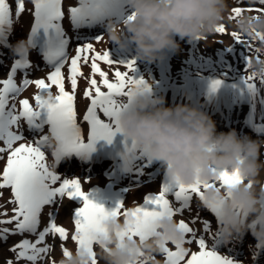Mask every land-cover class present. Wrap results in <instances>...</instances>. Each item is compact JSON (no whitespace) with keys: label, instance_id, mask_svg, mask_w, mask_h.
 <instances>
[{"label":"snow or ice","instance_id":"snow-or-ice-1","mask_svg":"<svg viewBox=\"0 0 264 264\" xmlns=\"http://www.w3.org/2000/svg\"><path fill=\"white\" fill-rule=\"evenodd\" d=\"M29 3L31 8L28 7ZM119 3L120 0H79L77 6L67 9L68 19L72 23L82 22L85 17L96 19L117 8ZM83 4H87V7H83ZM259 4L264 5V0H259ZM244 11L264 12V7L233 6L229 19ZM25 12L34 18L27 37L29 43L33 46L42 30L49 39L45 57L50 62L57 63L54 69L47 73L46 78L32 79L29 78L28 71L33 65L28 55L24 54L14 60L6 78H0V160H5L6 157L5 164L0 169V199L3 198V189H10L11 192L10 198L0 203V226L13 225L12 228L0 227V241H6L10 235L18 233L34 234L37 237L34 242L24 238L9 249L16 252L15 260L23 258L31 264L43 260V254H47L51 247L43 244L49 234L58 236L62 241L68 240L69 230L57 223L52 210L53 201L57 197H78L82 199L83 204L71 217L75 225L71 240L89 251L94 242V233L103 230L102 221L108 215L131 217L128 221V234L144 240L156 227V219L165 214H182L188 202L195 201L196 211L190 221L179 220V227L186 234L183 246L175 242L174 250L166 246L163 250L164 264H233L229 257L210 250L206 243L209 222L199 213L197 197L199 200L203 199L202 189L208 187L207 184L166 183L159 191L145 196L142 204L136 203L134 207H126L125 204L118 203L116 207L108 210L89 198L80 178H64L54 170L56 163L65 154L90 153L94 150L96 141L101 139L111 144L115 134L121 131L118 115L130 105L134 95L133 89L141 88L148 92L150 85L142 77H134L135 59L116 62L111 59L108 49L100 51L93 42L77 43L75 54L69 55L68 50L66 51L69 41L64 38L62 26V20L66 16L62 9V0H0V45L10 47L7 44L8 36ZM217 33H227L226 26H218ZM230 35L233 37V43L224 47L231 50L233 46H237L239 51L244 53L242 71H247L250 64V46L241 40L236 32H231ZM94 41L103 42V36H97ZM216 42L223 44L220 40ZM101 62L113 70L111 76L109 70L101 67ZM121 65L125 71L119 69L118 66ZM65 66L67 75L63 71ZM85 66L90 67L87 75L83 71ZM18 70H25L24 79L19 84L15 79ZM66 79L70 81V90H66ZM80 80L85 82L82 99L86 103L81 120L88 125L86 134H82L75 104ZM257 82L264 86V76L258 79L255 74L243 75L242 91L246 90L254 98H258L260 88ZM222 83L220 79H212L209 90L215 91ZM30 85L39 90L33 97L35 104L28 98L19 99L17 104V97ZM53 86L58 90L56 94L51 91ZM25 123L27 129L33 131H40L47 125L50 135L30 141L25 136ZM45 144L52 146V164L47 162L42 150L41 146ZM136 149L134 141L127 147L128 152H134ZM218 180L221 186H231L238 183L240 177L235 172L225 170L220 173ZM7 204L13 205L11 215ZM45 207L51 209L47 213L49 221L42 230H38ZM208 207L219 215L217 205L210 204ZM201 222L204 235L193 226ZM193 243L198 245L197 251H190L185 247L186 244ZM42 244L43 246H40ZM60 247L63 249V255L70 254L63 244ZM4 264H14V261L7 259ZM93 264H96L95 259ZM138 264H148V261L141 259Z\"/></svg>","mask_w":264,"mask_h":264},{"label":"clouds","instance_id":"clouds-1","mask_svg":"<svg viewBox=\"0 0 264 264\" xmlns=\"http://www.w3.org/2000/svg\"><path fill=\"white\" fill-rule=\"evenodd\" d=\"M126 5L130 11L122 21L107 20L105 39L121 46L130 41L139 59L155 62L165 49H179L177 37L189 42L206 39L227 24L250 46L247 75L264 76V12L244 11L229 19L233 0H126ZM248 7H255V0H249ZM31 50L28 38L10 49L16 57ZM133 93L130 105L118 115L124 137L145 150L149 160L161 162L171 182L208 185L202 189L201 203L218 206L224 238L250 232L264 245V160L260 158L264 139L241 136L234 128L217 131L215 120L194 105L166 106L163 96L141 88ZM225 170L237 173L239 182L221 186L218 178ZM130 219L108 215L103 230L94 233L91 251L78 246L62 255L58 264H93L94 259L96 264H138L141 259L161 264L156 255L163 254L166 246L173 242L183 246L186 234L176 216L156 219V227L144 240L128 234Z\"/></svg>","mask_w":264,"mask_h":264},{"label":"bare ground","instance_id":"bare-ground-1","mask_svg":"<svg viewBox=\"0 0 264 264\" xmlns=\"http://www.w3.org/2000/svg\"><path fill=\"white\" fill-rule=\"evenodd\" d=\"M78 3H79V0H64V7H65V11H66L65 18L68 17L67 9L71 6H77ZM119 6L122 9H124V15L121 16V18H120V21H122L125 18V16L127 15V13L130 11V9L127 10L126 0H120ZM28 7L29 8L32 7L31 3L28 4ZM112 16L113 15L111 14L110 16H108V18H111ZM107 20H109V19H106V20L102 19L100 23H102V21H103V23H105V22H107ZM120 21L118 20L117 23H119ZM69 28H70V32H71L72 36L74 37L72 44L67 49L69 52V55L75 54L74 48L77 45V43L83 44V43L93 42L94 46L100 51L108 49L111 59H113L116 62H120V61L127 62L130 59H135L136 70L133 73L135 78H140V77L147 78L148 76H151L150 72L152 70H150V65L148 64L150 62L146 61V60L139 59L136 56L135 46L130 41H125L124 46L118 45V44L111 42V41H107L105 39L106 28L104 31L99 33V35L103 36V42H95L94 41L95 38L99 35L92 37L87 41L86 37L81 35V33L78 34L79 30H76L71 26H69ZM29 34H30V28L28 31V21H26L25 15L23 14L20 21L14 25L12 33H10L8 36L7 44L10 45V47L0 45V78H6V75L10 71L11 65L14 63V60L19 58V57H16L12 54V52L10 51L11 47L18 40L26 39ZM78 37H81V40H78ZM179 39L180 38L177 37V40H179ZM203 41H204V39L194 40L195 43H200V42L207 43L208 42L207 40L204 42ZM209 42H210L209 43L210 47H213V43H216L215 41H211V40ZM37 44L38 43H37V39H36V43L32 46V50L30 51V53L28 55V59L31 61V63L33 65L31 70L28 71L29 78H32V79L46 78L47 73L49 71L53 70L52 68H49L48 63L45 60V57L42 56L39 53V51L36 49ZM218 44L224 45V42H223V44L222 43H218ZM218 44H217V46H218ZM167 59H168V61H167L166 65H167V67L170 68V60L172 62V59H171V56L169 53H168ZM158 62H159V60L155 61L154 63L156 64ZM6 65H9L8 69H3V66H6ZM101 67L105 70H109L110 76H111V73L113 70L110 68V66L105 65L103 62H101ZM118 67L121 71L126 70L124 68V66H122V65L118 66ZM63 71L67 75V66H65ZM83 71L85 72L86 75L89 74L90 67L85 66L83 68ZM24 72H25V70H18L17 75L15 77L18 84L24 79ZM165 72L166 73H160L159 74L160 77L164 78L163 79V84H164L163 92L167 93L168 90H170V92H168L167 94H161V95L158 94V95L164 97V102H165L166 106H174V105L178 104L179 102H181L183 104H190V105H194V103H195L196 107L207 112L216 122L217 121L222 122L225 119L226 123H228L231 120L230 115H228V116L227 115H214V116H212L211 115L212 113H210L206 109V107L200 103V99H203L204 94L209 95L211 97L210 100L206 101V103L209 105L213 104L212 99L215 96V91H211V92L207 93L206 89L203 90V87H205V80H203L202 78L199 79L200 80L199 84H201V88L198 86L197 87L194 86V84H190L192 87L183 86V85H180L179 82H176L177 85H176V87L173 88L171 86V83L169 82V79H170L169 75L174 76L172 66L170 68V72H168V70H166ZM212 75H210V76H212ZM239 76L242 77L243 75H240V73H234V75H229V76H227V78L231 79L230 81H232V79L238 78ZM144 80L149 85H154L157 82V78H155L154 76H151L150 80L149 79H144ZM193 81L195 82L194 79H193ZM257 84H258V87L260 88L258 98H254L246 90L242 91V89H239V92L243 95L244 99H247L250 103L249 105L252 106V112L251 113L252 114L254 113L253 118L257 117L258 111H261L262 113H264V102H262V101H264V86H260L258 82H257ZM65 87H66V90H70V81H68L67 79L65 81ZM84 88H85V82L83 80H80L78 82V89H77V93H76V99L78 100L77 104L79 107L78 111H79V115H80L78 122L81 123V128L84 131H86L88 129V126L86 124L82 123V120H81L82 115L85 111V103H86V101L84 99H82V93H83ZM156 88L160 89L159 86H157ZM197 88H200L201 92L197 91ZM38 91L39 90L36 89V87L34 85H30L22 93H20V95L17 97V101H16L17 104H18L19 99L28 98L30 100V102L33 103V105H34L35 101H34L33 97L35 96V94ZM51 91L53 92V94H56L58 90L55 88V86H53ZM178 92L182 93V97L180 99L171 100L172 97L177 95ZM260 116H262V115H260ZM234 121H235V118H233L232 122H234ZM239 123L241 124V127L238 130V132L239 131L241 132L239 135H241V136L247 135L251 138L258 137L259 139H264V130L262 132H260V135L252 134V132H253L252 130L246 131L245 127L243 126L241 121ZM229 129H231V128H229ZM43 135H48V132L46 131V129H45V132L44 131L28 130L26 123H25V136L27 137L28 140L34 141L35 139H39V137L43 136ZM41 147H42V150L45 152L47 162L49 164H52L54 158L52 156L51 144H45V145H42ZM260 158L262 160H264V148L261 149ZM5 161H6V157H5V160H0V169L3 168ZM122 164L123 163L121 162L118 166H111L110 171H108L107 166H104L102 169L96 168V167L82 168L79 166V164L74 165L71 163H67V166L64 167L62 170H59L56 168L54 170L64 178H80L82 181L83 189L85 191H87L88 193H90V191L94 185H100V184H105V183L109 184L110 183V180L108 179L110 172L116 173L115 178H117L119 176V182L120 181L121 182H127V179L130 178V172L134 171V168L137 166H135L134 164H131V163L130 164H123V165ZM136 165H141L140 161H138ZM161 169H162V166L160 167V170ZM134 175H137V174H134ZM138 176H139L140 180L135 181V182L132 181L130 184H127L129 186H121L123 184H117V186H113L114 190H117V189L122 190V194L124 195L123 204H125L126 207H134V206H136V203L142 204L145 196L160 190V180H159L160 178L159 177L151 180V179H147V178H149V175L142 176L139 174ZM115 178L112 180H115ZM2 191H3V198L0 199V203H4L11 196L10 189H3ZM172 199L174 200V197ZM197 201H198L197 207L199 209V213H200L201 217L203 219L208 220V222H209V232L206 235V243H207L208 248L210 250L215 251L222 256L229 257L233 261V264H264V261H261L258 258L257 253L254 252V250L256 249L257 246L253 249V251H251V253H252L251 257H249V256L245 257L244 255L246 254V252L235 253V252L221 251L219 249H213L210 234L214 233L217 230V226H216L214 220L209 216V214H207V211L203 208V206L201 204V200H199L198 197H197ZM82 204H83L82 199L78 198V197H73V198L57 197L53 201V209L52 210L55 213L57 223L60 224L61 226H64L65 228H67L69 230V239L66 241H62L58 238V236H53L51 234L46 236L43 244L50 245L51 246L50 250L47 254H43L44 255L43 260L37 261L36 264H58V261L61 259L62 255H63V249L60 247L61 244H63L69 250H74L76 247H78L77 243L75 241L71 240V235L74 234V232H75V225H74V222L71 219V217L74 216L75 210L77 208L81 207ZM6 207L9 210V215H11V208L13 207V205L7 204ZM49 210H51L49 207H45V209L43 210L42 216H41V224H40L38 230H42L43 227H45L47 225V223L49 221V217H48L47 213ZM195 211H196V209H195V201H194V203L191 202L190 206L186 207L185 211L182 214H177L176 219L178 221L180 219H185L186 221H190L191 217L193 215H195ZM193 226L200 234L204 235L203 228H202V222L197 223ZM0 227L12 228L13 225H3ZM201 230H202V232H200ZM9 238H19L18 242L14 243V244H17L24 238H28L34 242L37 237L34 234H19L18 233V234L10 235ZM249 239H253V236H249ZM238 240H241V239H238ZM255 242H257V241L255 240ZM14 244H11L10 246H13ZM43 244L40 246H43ZM169 247L174 250V245L170 244ZM185 247L189 248L190 251H197L198 250V245H196L195 243H193L191 245L186 244ZM2 251L4 254L5 251L4 250H2ZM3 254H0V264H4V261L1 259ZM232 254H234L235 256ZM161 255L163 256L162 260L164 262V259H165L164 254H161ZM156 259H157V257H156ZM160 260L161 259H159V261ZM14 264H31V262H28L22 258L20 260V263L14 261ZM100 264H102V261L100 262Z\"/></svg>","mask_w":264,"mask_h":264},{"label":"rangeland","instance_id":"rangeland-1","mask_svg":"<svg viewBox=\"0 0 264 264\" xmlns=\"http://www.w3.org/2000/svg\"><path fill=\"white\" fill-rule=\"evenodd\" d=\"M248 4H249V0H233V6L248 7ZM255 7H264V5H260L259 0H255ZM24 15L26 21H28L29 23L31 19L30 13L25 12ZM225 26L227 29V33L224 34L215 33L214 35L208 36L206 39H204V41L206 40L208 41L207 43H202V42L195 43L194 41L189 42L187 40H182V39L178 40L180 45L179 49L170 50L171 59H172V62L170 60V68L172 66L174 76L169 75L170 76L169 82L171 83V86L173 88L176 82H179V84L183 86H189L190 84H194V86L196 87L198 86L201 88V84H199L200 82L199 79L202 78L203 80H205V87H203V90L206 89L207 92L209 91V84L210 81L213 79L212 77H216V75L235 73V71L245 74L248 72V70L242 71V69L244 68V59H245L244 53L240 52L237 46H233L231 50H228L227 48L224 47V46H229L233 43V37L230 35L231 32L229 30V27L227 24ZM105 28H106L105 25L102 26L103 30ZM93 34L94 31H87L81 33V35L86 37V39L92 37ZM78 40H81V37H79ZM210 40L215 42L217 40L223 41L224 45L218 44L219 42H216L218 46L216 43H213V47H210L209 46ZM148 64L150 65V70H152L150 72V75L158 79L159 74L161 73L159 70V64L158 63L155 64L154 62H150ZM8 67L9 65L3 66V69H8ZM151 76H148L147 78H143V79L150 80ZM193 79L195 80V82L193 81ZM200 88H197V91L201 92ZM168 92H170V90H168L167 93ZM203 100L206 102L210 100V98L208 97V95L204 94ZM218 106H220L219 103ZM213 110H217L215 104H212L211 106V110H210L212 112L211 115L212 116L219 115V114H214ZM263 114L264 113H262L261 111H258L257 117ZM248 115L250 118H253L254 113L253 114L248 113L243 118H236L235 121L247 119ZM225 124L226 122L224 121L222 122L217 121L216 122L217 131H225V132L229 131L230 129L227 127V125H231V124H227V125ZM238 130L239 129H237L236 131L238 134H240L241 132L240 131L238 132ZM245 130L248 131L247 127L245 128ZM252 134L260 135V131H253ZM257 138L258 137L252 139H257ZM200 232H202V230ZM249 236H253V235L249 232L244 234L242 237L237 236L236 238L232 240H228L227 243L222 244L218 247L221 251L235 252V253H238V251L246 252L244 256L251 257L252 255L251 251H253V249L256 247V245H258V243L255 242L254 237L253 239H249ZM238 239H242V240H238ZM18 240L19 238H8L6 241H0V254H3L2 250L5 251V253L2 255L1 258L3 261H6L7 259H12L13 261H16L15 260L16 252L11 251L9 249L12 247L10 245L18 242ZM241 241L244 242L241 243ZM212 248H214L213 244H212ZM254 252L257 253V255L259 256L261 252H264V245L262 246L258 245L254 250ZM156 257L158 260L161 259L160 260L161 264H163V260H162L163 256L161 254H157ZM16 262L20 263V260Z\"/></svg>","mask_w":264,"mask_h":264},{"label":"water","instance_id":"water-1","mask_svg":"<svg viewBox=\"0 0 264 264\" xmlns=\"http://www.w3.org/2000/svg\"><path fill=\"white\" fill-rule=\"evenodd\" d=\"M243 126L245 128L247 127L248 131L252 130V131H260V132H262L264 130V122L263 121H257V122L247 121V122L243 123ZM238 253H241V252L238 251ZM258 258L260 260H264V252H261L259 254Z\"/></svg>","mask_w":264,"mask_h":264}]
</instances>
